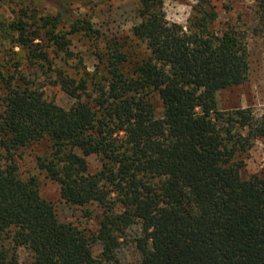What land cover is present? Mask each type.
<instances>
[{
    "label": "trees",
    "instance_id": "16d2710c",
    "mask_svg": "<svg viewBox=\"0 0 264 264\" xmlns=\"http://www.w3.org/2000/svg\"><path fill=\"white\" fill-rule=\"evenodd\" d=\"M255 1L264 24V0ZM197 6L185 30L167 21L162 0H140L133 34L147 53L128 73L122 45L107 40L99 50L100 31L89 21L62 32L60 11L22 12L4 25V36L78 104L65 110L24 76H0V264H19L18 248L30 251L32 264H102L95 243L104 262L122 264L116 250L133 226L141 230L135 264H264V179L243 177L238 158L252 137L264 138V112L256 119L250 109H218L217 93L247 78V48L232 27L220 36L210 30L217 14L208 0ZM81 32L95 42L92 74L67 38ZM61 55L77 61L80 78L56 67ZM41 142L49 150L37 166L59 185L61 198L101 210L93 236L61 222L37 179L18 175L16 153ZM91 155L101 161L93 174Z\"/></svg>",
    "mask_w": 264,
    "mask_h": 264
},
{
    "label": "rangeland",
    "instance_id": "374dc122",
    "mask_svg": "<svg viewBox=\"0 0 264 264\" xmlns=\"http://www.w3.org/2000/svg\"><path fill=\"white\" fill-rule=\"evenodd\" d=\"M163 11L167 21L182 26L185 30L193 25L196 16L197 0H162ZM217 14L216 19L210 25V30L217 36L228 27H232L244 36V42L248 54V74L245 82L217 93V107L224 112L235 109H250L253 117L259 119L264 112V24L259 21L256 14L255 0H208ZM64 8V9H63ZM140 0H0V76L7 78L12 75L15 78L24 76L34 86L44 93L47 100L53 101L65 110L76 106L77 100L64 93L58 85H52L49 80L52 75H44L43 70L30 63L27 51L12 42L10 36H4V25L17 18L20 14H35L36 16H56L58 11L62 13L57 30L68 32L70 24L75 21H89L94 29L100 31L98 36V49L103 50L107 40L117 39L123 50L129 55V61L125 64L124 71L130 72L133 64L139 61L146 53L145 44L133 34V27L140 23ZM71 40L70 49L83 56V64L92 74L98 65L94 56V40L85 33L67 35ZM16 63L19 64L15 70ZM54 63L57 68L75 78L82 76V71H77L76 60H64L63 56L56 57ZM100 75V74H99ZM91 78V77H90ZM88 78V80H91ZM96 82V78L94 79ZM19 81L14 80V85ZM4 94V82L0 77V96ZM82 101H88L83 97ZM154 104L159 114L160 103L154 97ZM247 136L248 130H239ZM251 146L238 155L243 161L242 175L248 178L258 175L264 179V138L252 137ZM48 145L41 142L31 147L20 149L16 153L18 175L23 179L35 177L38 182L40 195L50 202L61 222L71 223L89 236L96 233L101 210L96 205L86 207L73 206L66 203L60 195L57 183L50 180L45 172L41 171L36 163V158L48 151ZM89 173H96L101 169V161L95 155L86 158ZM139 226H133L127 231L126 241L116 250V257L122 264H135L140 256L135 249L134 240L140 236ZM94 257L102 260L106 257L102 254L99 243L92 246ZM17 256L19 264H32L33 256L28 249L18 248Z\"/></svg>",
    "mask_w": 264,
    "mask_h": 264
}]
</instances>
